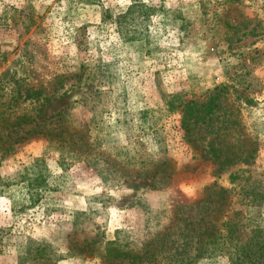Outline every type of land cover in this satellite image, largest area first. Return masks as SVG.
<instances>
[{"label": "rangeland", "instance_id": "1", "mask_svg": "<svg viewBox=\"0 0 264 264\" xmlns=\"http://www.w3.org/2000/svg\"><path fill=\"white\" fill-rule=\"evenodd\" d=\"M138 1L0 0V264H114L116 231L142 238L231 169L264 172V0ZM187 101L204 115L189 136ZM212 139L254 159L218 171ZM165 153L164 174H129Z\"/></svg>", "mask_w": 264, "mask_h": 264}, {"label": "trees", "instance_id": "2", "mask_svg": "<svg viewBox=\"0 0 264 264\" xmlns=\"http://www.w3.org/2000/svg\"><path fill=\"white\" fill-rule=\"evenodd\" d=\"M34 92L37 96L42 94L40 89ZM18 94L23 98L30 96L26 90ZM50 98L51 95H44L42 102ZM189 104L190 101H187L182 111V125L188 136L190 122L204 119V115L193 116ZM215 108H217L215 104L207 106V114L212 113ZM16 118L13 123L5 122L18 127L33 122L24 114ZM41 134L50 137L46 140L53 137V140L59 141V146L66 153L71 151L69 144L77 143L73 134L69 141L62 134L57 138L45 130L41 131ZM254 150V147H250L248 151L231 149L229 153L223 155L212 139L209 145L210 157L206 158L218 167V171H222L236 161L250 163L249 160L254 159ZM171 161L170 155L165 153L154 160L150 167L142 171L131 169L129 174L133 173L135 177L139 174L142 178L152 180L156 175L164 174L171 167ZM44 177H48V173H45ZM228 180L230 187L213 182L207 197L175 205L172 214H166L162 223L157 222L156 226L159 227L142 238L133 237V234L125 229L116 231L112 249L114 264H120L125 260L126 264H142L144 261L154 264H198L200 258L216 255H226L230 264H264V225L252 222V217L236 206L237 200H233L236 196H241L247 205H264V172L257 176L251 168L238 167L235 170L231 169ZM46 187L49 189L48 185Z\"/></svg>", "mask_w": 264, "mask_h": 264}]
</instances>
